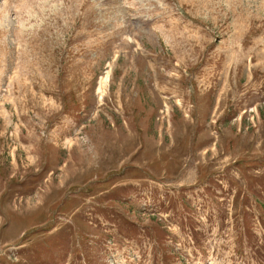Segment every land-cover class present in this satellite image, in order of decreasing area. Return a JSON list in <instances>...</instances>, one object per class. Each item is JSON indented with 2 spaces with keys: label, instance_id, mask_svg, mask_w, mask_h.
Listing matches in <instances>:
<instances>
[{
  "label": "rangeland",
  "instance_id": "obj_1",
  "mask_svg": "<svg viewBox=\"0 0 264 264\" xmlns=\"http://www.w3.org/2000/svg\"><path fill=\"white\" fill-rule=\"evenodd\" d=\"M0 264H264V0H0Z\"/></svg>",
  "mask_w": 264,
  "mask_h": 264
}]
</instances>
